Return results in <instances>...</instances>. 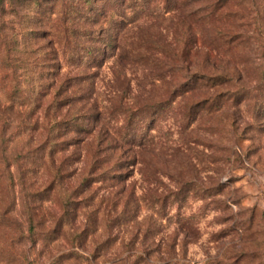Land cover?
I'll use <instances>...</instances> for the list:
<instances>
[{
	"label": "rangeland",
	"instance_id": "rangeland-1",
	"mask_svg": "<svg viewBox=\"0 0 264 264\" xmlns=\"http://www.w3.org/2000/svg\"><path fill=\"white\" fill-rule=\"evenodd\" d=\"M179 1L182 11L166 21L189 49V73L173 78L186 76L190 91L159 115L154 158L147 155L129 182L139 195L147 164L156 162L162 177L167 171L178 176L190 163L196 195L167 206L166 215L141 202L140 226L129 229L139 236L132 247L125 230L111 229L101 217L89 222L81 208L64 215V190L47 188V165L24 155L27 141L15 129L17 98L30 90L26 81L51 74L55 63L38 47L50 40L46 31L60 6L1 0L0 264H132L143 259L142 249L165 256L173 241L181 263L264 264V0ZM166 81L148 92L131 77L132 93L156 101L172 85ZM98 89L104 91L101 83ZM210 98V109L183 129L185 104ZM160 182L170 187L166 178ZM146 227L155 234L150 241L142 239Z\"/></svg>",
	"mask_w": 264,
	"mask_h": 264
},
{
	"label": "trees",
	"instance_id": "trees-1",
	"mask_svg": "<svg viewBox=\"0 0 264 264\" xmlns=\"http://www.w3.org/2000/svg\"><path fill=\"white\" fill-rule=\"evenodd\" d=\"M55 1L60 9L46 31L51 38L38 47L48 49L47 57L55 64L48 78L25 82L30 90L17 98L15 129L19 139L27 141L24 155L49 168L47 188L64 190V215L84 209L87 221L101 217L111 229L125 230L135 247L139 236L129 229L140 226L141 202L166 215L167 206L196 195L190 189V163L178 176L167 171L162 177L159 171L164 170L156 162L147 164L139 195L129 182L147 155L154 158L157 142L152 130L159 115L190 91L186 76L173 78L177 71L189 73L184 66L189 49L182 43V34L170 31L166 21L182 11V5L179 0ZM106 76L109 80L103 84ZM131 77L148 92L168 79L172 85L164 97L149 101L132 93ZM211 103L210 98L185 104L183 129ZM8 122L2 121V135ZM163 178L170 187L160 182ZM150 230L146 227L143 241L154 238ZM171 244L165 256L151 257L153 250L142 249L145 258L137 256L141 260L132 264H185L175 261V242Z\"/></svg>",
	"mask_w": 264,
	"mask_h": 264
}]
</instances>
